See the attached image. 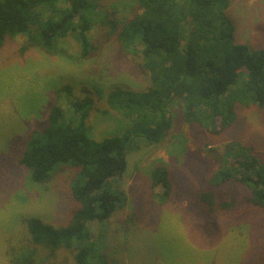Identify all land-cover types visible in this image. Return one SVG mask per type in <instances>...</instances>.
Masks as SVG:
<instances>
[{"label": "trees", "instance_id": "obj_1", "mask_svg": "<svg viewBox=\"0 0 264 264\" xmlns=\"http://www.w3.org/2000/svg\"><path fill=\"white\" fill-rule=\"evenodd\" d=\"M104 1L0 0V50L21 35L31 40L22 51L34 45L62 55L61 43L71 39L81 58L88 59L99 50L92 35L101 27L139 58L149 80L143 91L114 88L107 94V107L129 121L122 134L102 140L91 136L92 95L85 88L86 97L79 99L65 84L54 91L46 124L24 137L13 136L0 150V184L16 166L25 168L37 187L54 182L58 169L73 170L66 180L68 222L55 226L23 216V233L4 239L9 264H42L39 254L47 257L43 264H54L64 251L68 256L62 264H137L132 257L144 238L136 239L158 220L157 187L162 188L159 204L187 200L209 234L216 216L235 213L243 204L264 208V158L254 145L233 140L224 148L222 166L203 187L175 178L169 163L157 159L150 172L153 198L136 200L132 210L116 218L127 202L128 154L142 142L162 147L169 141L175 103L188 121L217 132L235 125L240 104L264 109V40L239 41L230 0H136L141 12L124 21ZM65 97L69 113L60 104ZM241 186L249 194L241 193Z\"/></svg>", "mask_w": 264, "mask_h": 264}, {"label": "rangeland", "instance_id": "obj_2", "mask_svg": "<svg viewBox=\"0 0 264 264\" xmlns=\"http://www.w3.org/2000/svg\"><path fill=\"white\" fill-rule=\"evenodd\" d=\"M230 3L239 41L258 44L264 40V0ZM104 5L116 10L120 21L133 11L141 12L136 0H105ZM92 38L99 50L88 59L81 58L77 43L71 39L61 43L66 51L62 55H49L34 45L22 51L31 40L21 35L0 50V150L13 136L24 137L27 131L46 124L50 105L56 100L54 91L65 84L72 86L79 99L86 97L84 90L89 89L95 103L87 120L91 136L102 140L123 133L129 121L111 111L105 98L114 88L143 91L149 80L139 58L127 52L115 37L107 36L100 27ZM66 99H61L60 104L69 113ZM252 107L238 105L235 125L217 132L188 121L181 104L175 103L170 109L174 129L169 141L162 147L142 142L128 154L123 181L127 202L116 218L132 210L136 200L144 196L153 198L150 172L157 159L169 163L175 178L203 187L206 178L222 166L224 148L233 140L254 145L256 153L264 158V109ZM216 125L220 129V121ZM72 172L69 168L58 169L55 181L43 187L32 185L23 167H12L6 173L7 181L0 184V264H9L4 239L23 233V216L38 217L55 226L68 222L70 191L66 180ZM240 189L244 195L249 194L244 186ZM161 192L162 188H155V194ZM157 195L158 220L136 239L144 238L137 242L141 244L132 257L137 264H264V208L243 204L235 213L216 216L214 231L209 234L199 226L202 219L189 211L187 200L161 205ZM147 252H151L150 256ZM63 255L67 257V251L54 264H62ZM38 259L42 264L47 261L44 254H39Z\"/></svg>", "mask_w": 264, "mask_h": 264}]
</instances>
